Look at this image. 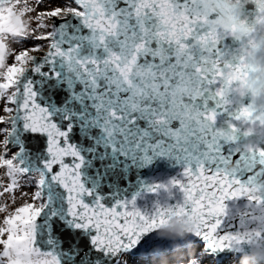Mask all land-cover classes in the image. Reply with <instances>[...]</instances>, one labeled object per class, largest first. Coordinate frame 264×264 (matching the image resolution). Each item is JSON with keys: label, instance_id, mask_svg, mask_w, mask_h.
I'll return each mask as SVG.
<instances>
[{"label": "snow or ice", "instance_id": "snow-or-ice-1", "mask_svg": "<svg viewBox=\"0 0 264 264\" xmlns=\"http://www.w3.org/2000/svg\"><path fill=\"white\" fill-rule=\"evenodd\" d=\"M176 220L186 235H158ZM264 245V0H0V264H242Z\"/></svg>", "mask_w": 264, "mask_h": 264}, {"label": "water", "instance_id": "water-1", "mask_svg": "<svg viewBox=\"0 0 264 264\" xmlns=\"http://www.w3.org/2000/svg\"><path fill=\"white\" fill-rule=\"evenodd\" d=\"M171 224L172 226L162 227L159 230L158 235L164 238L174 240V241L182 239L186 235V233L182 230L181 224L177 222L176 220H173ZM250 251H254L258 255L254 258L261 259L264 261V245L257 246L256 244H252L248 246L244 252H250Z\"/></svg>", "mask_w": 264, "mask_h": 264}, {"label": "bare ground", "instance_id": "bare-ground-1", "mask_svg": "<svg viewBox=\"0 0 264 264\" xmlns=\"http://www.w3.org/2000/svg\"><path fill=\"white\" fill-rule=\"evenodd\" d=\"M244 257H241L242 259L241 260H244V258L246 257V256H248L249 258H250V260L252 261V259L254 258V257H256V252H254V251H251L249 254H247V255H243ZM247 262V261H246ZM242 264H245V262L244 261H242ZM261 264V263H260ZM264 264V263H263Z\"/></svg>", "mask_w": 264, "mask_h": 264}, {"label": "rangeland", "instance_id": "rangeland-1", "mask_svg": "<svg viewBox=\"0 0 264 264\" xmlns=\"http://www.w3.org/2000/svg\"><path fill=\"white\" fill-rule=\"evenodd\" d=\"M242 257H244L243 254H242ZM241 259H242V258H241ZM241 261H244L245 264H257V263H255V262L251 261L250 258H249L248 256H246V257L244 258V260H241ZM246 261H247V262H246Z\"/></svg>", "mask_w": 264, "mask_h": 264}]
</instances>
